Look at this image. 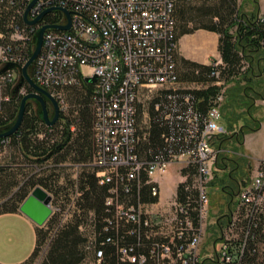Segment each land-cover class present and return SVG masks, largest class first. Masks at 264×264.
Returning a JSON list of instances; mask_svg holds the SVG:
<instances>
[{"label": "built area", "instance_id": "built-area-1", "mask_svg": "<svg viewBox=\"0 0 264 264\" xmlns=\"http://www.w3.org/2000/svg\"><path fill=\"white\" fill-rule=\"evenodd\" d=\"M182 1L196 0H37L25 15L32 0H0L5 8L19 5L15 11L25 18L23 25L12 18L0 33V70L14 65L0 72V94L4 86H15L16 70L20 73L27 58L24 51L34 50L36 31L45 24L66 25L60 9L69 14L67 31H44L30 78L50 92L61 112L67 107L60 90L95 78L89 166L98 184L108 187L104 243L112 245L118 264H243L264 237V161L219 212L209 200L220 151L213 147L227 133L219 123L222 87L201 125L185 117L178 150L151 160L137 153L138 107L178 84L174 8ZM49 8H59L50 11L60 13L54 23H44L43 17L27 23ZM220 64V59L210 61L215 68ZM211 75L218 79L217 71ZM5 144L0 138V147ZM171 164L195 168L191 185L186 184L189 175L181 173L183 199L177 191L161 197ZM102 256L97 248L98 264Z\"/></svg>", "mask_w": 264, "mask_h": 264}, {"label": "trees", "instance_id": "trees-1", "mask_svg": "<svg viewBox=\"0 0 264 264\" xmlns=\"http://www.w3.org/2000/svg\"><path fill=\"white\" fill-rule=\"evenodd\" d=\"M18 7L19 5L5 8L0 5V33L6 31V25L12 18L16 24L23 25L24 18L15 11ZM56 9L59 8L54 10ZM59 14V12L45 13L42 16L44 23H54ZM174 19L176 42L183 35L196 30L216 33L219 36L217 50L221 64L215 68L176 55L177 81L202 84L205 87L163 89L147 103L145 110H142L141 106L138 107L136 118L138 128L142 125L143 111L147 113V123L142 126V130L138 129L137 144V153L145 160L154 159L155 156L165 154L170 149L178 150L185 129V117H195L200 125L205 121L207 112L221 89L214 84L216 81L230 85L224 94L223 106L243 108L247 117H251L254 101L264 99V16L259 15L256 0L254 10L250 13L240 11L238 0L182 1L174 8ZM24 52L27 58L23 65L33 51L28 47ZM16 71L19 74V81H16L15 86L6 85L1 90L0 133L6 132L12 126L23 96L31 92L30 86L25 81L20 83L21 74ZM214 71L218 72V79L211 75ZM31 73L32 65L28 68L29 76ZM258 87L262 89V93L255 91L254 88ZM21 88L25 90L24 95L20 94ZM47 92L50 94L49 91ZM60 92L63 100L66 95L74 105L71 113H75V116L72 119L66 115L69 112V107L66 106V111L59 110L57 121L53 126L48 127L41 119L38 102L35 101L38 105L35 111L29 102L34 100H28L24 106L20 127L14 134L4 138L6 144L0 147V152L7 151V161L0 166V199H7L0 205V214L16 213L19 205L35 186L49 190L44 178L37 177L38 173L34 172L35 169L47 167L45 170H49V165L55 166L70 158L74 163L83 164L85 167L78 177L79 198L75 204L76 211H80V214L75 213L72 221L61 226L58 220L50 219L44 227H36L34 249L20 264H34L40 246L52 233L53 236L41 264H81L84 260L82 247L86 240L79 229L87 218L93 226L94 247L102 250L101 264H118L112 245L104 243L108 235L103 231L105 218L109 216L105 206L108 187L98 184L93 170L86 171L90 167L89 163L94 151L91 106L93 84L79 81L73 86L62 88ZM48 103L47 101V112L49 107L53 111L52 106H47ZM222 119L226 130L232 133L218 138L215 143L218 150L221 142L227 138H233L235 143L242 145L246 132H255L260 128L259 120L253 119V126L242 125L238 131L233 130L236 119L234 113L230 111L223 114ZM72 127L75 132L71 131ZM228 168L231 172L236 169L232 160L225 157H221L219 161L216 159V170ZM216 170L212 183L218 179L221 191L230 199L244 180L236 181L235 188L229 190L225 181H231V174L217 178ZM194 171L193 166L181 170L182 175H189L186 184L191 185V175ZM19 178L24 181L21 186H18ZM14 188H17L15 192ZM177 192L183 199L185 194L181 183L177 186ZM148 199L154 201L153 198ZM260 239L261 248H256L243 264H264V237Z\"/></svg>", "mask_w": 264, "mask_h": 264}, {"label": "rangeland", "instance_id": "rangeland-1", "mask_svg": "<svg viewBox=\"0 0 264 264\" xmlns=\"http://www.w3.org/2000/svg\"><path fill=\"white\" fill-rule=\"evenodd\" d=\"M238 5L240 6V11L243 13H250L254 10L255 0H238ZM215 57H212V60ZM30 67V66H29ZM178 71L180 72V68L178 65ZM28 72V69H27ZM16 81H19V76H17ZM223 85L220 86L224 90V94L226 89L230 87V85L225 84L222 81ZM215 84V83H214ZM219 86V85H218ZM205 86L202 84H189L184 82H178L176 88H187V89H202ZM257 93H262V89L260 87L254 88ZM254 95V94H252ZM264 100V99H263ZM261 99H257L254 101V106L251 109V117H247L245 115V109L240 107L231 106L229 108L223 106L222 117L223 114L227 112H232L235 115L236 123L233 126V130L238 131L242 125H246V127L253 126V119L259 120L260 125L264 120V105L262 106ZM33 106L34 110L37 111V104L35 101H29ZM65 105L69 107V112L66 114L69 119H72L75 116V113H71L73 109V104L64 96ZM150 100H146L141 104L142 110H145L147 103ZM225 102V95L223 104ZM47 106H51L48 103ZM53 110V108H52ZM49 117L51 118L53 111L48 108ZM143 111V115H144ZM220 124L224 126V121L221 119L219 121ZM146 122L142 121V125L139 127L140 130L143 128ZM260 129V128H259ZM258 129V130H259ZM257 130V131H258ZM71 131H74V127L71 128ZM75 132V131H74ZM231 131L227 130L225 135H231ZM75 135V134H74ZM224 135V136H225ZM246 139V142H245ZM216 143V142H215ZM222 143V144H221ZM220 151L217 154V159L221 157H225L226 159H230L235 163L236 169L231 172L228 168L226 170H216L217 178H222L224 174L227 176L229 173L231 174V181L226 180L225 184L228 186V189L235 188V182L242 180H248L250 176L253 175L255 169L262 162H258L259 159L264 157V128L259 132H251L248 131L244 135L243 144L239 145L234 142L233 138H227L222 141ZM217 149L216 144L213 147ZM7 151L3 150L0 152V166H3L7 161ZM184 165L182 164H171L167 168L166 178L162 182V199H167L170 195H174L177 191V186L181 183V169H183ZM47 168V167H46ZM45 167H40V169H35L34 172L38 173L37 177L44 178L45 182L49 186V190H45L52 197V206L55 209L52 217L50 219L58 220L60 226L67 224L68 222L74 219V215L80 214V211H76L75 204L79 198L77 189L79 180L78 177L82 173L83 164L74 163L70 158H67L63 163L58 165H49V170H45ZM87 168V167H86ZM45 170V171H43ZM86 171L91 172L92 169L89 167ZM18 186L23 184V179L19 178ZM17 188H14V192ZM210 203L213 209L219 212L220 207L223 208L224 205L229 201L226 193L221 191V187L219 186L218 179L214 181L210 186ZM7 198L0 199V205ZM49 219V220H50ZM61 222V223H60ZM80 232L83 234L85 238V243L82 247L84 252V260L81 264H98L95 258V247H94V235H93V226L89 218L85 220L83 226L80 227ZM53 236V233L48 237V239L40 246L38 256L34 261V264H41L43 256L46 254L48 250V246L50 244V240Z\"/></svg>", "mask_w": 264, "mask_h": 264}, {"label": "crops", "instance_id": "crops-1", "mask_svg": "<svg viewBox=\"0 0 264 264\" xmlns=\"http://www.w3.org/2000/svg\"><path fill=\"white\" fill-rule=\"evenodd\" d=\"M256 2L259 15L264 16V0ZM218 39L216 33L205 30L183 35L177 40V56L208 66L212 57L219 59ZM263 128L264 120L256 132ZM260 161H264V157L258 162ZM35 228L36 226L18 211L0 214V264H20L30 256L35 246Z\"/></svg>", "mask_w": 264, "mask_h": 264}, {"label": "water", "instance_id": "water-1", "mask_svg": "<svg viewBox=\"0 0 264 264\" xmlns=\"http://www.w3.org/2000/svg\"><path fill=\"white\" fill-rule=\"evenodd\" d=\"M37 0H32V2L28 5L25 15L27 11L33 6V4ZM55 8H50L44 11L38 18L31 22H27L30 25L36 24L38 20L47 12H50L54 10ZM61 11L66 15L68 22L66 25L59 26V25H44L41 26L35 33L36 37V42H35V47L34 50L27 60V62L20 67V83L25 81L31 88V92L24 95L21 102H20V107L19 111L17 114V117L12 124V126L3 133H0V138H6L9 137L10 135L14 134L18 128L20 127L22 118H23V113H24V106L25 103L28 100H34L38 102L40 105L41 109V119L45 122L46 126L51 127L54 125V123L57 121L58 116H59V107L56 102V100L46 91L34 84L32 79L30 78L27 69L29 68L30 65H32L33 61L35 58L38 56L41 47H42V36L44 31L47 28H55L59 30H65L67 31L70 27V21H69V14L66 10L61 9ZM25 19V18H24ZM14 67L13 64H6L0 72L5 71L8 68ZM86 82H95V78L91 79H85ZM19 86V85H18ZM47 101L51 104L53 108V116L50 118L46 109V104ZM17 211L22 214L25 218H27L30 222H32L36 227L42 228L46 225L48 220L51 218L53 214V206H52V197L50 194H48L43 188L39 186H35L30 193L27 195V197L22 201V203L19 205Z\"/></svg>", "mask_w": 264, "mask_h": 264}]
</instances>
